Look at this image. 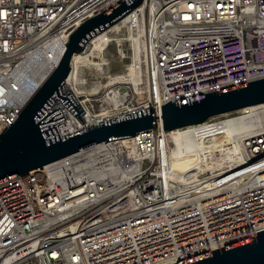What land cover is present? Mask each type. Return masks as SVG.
Returning a JSON list of instances; mask_svg holds the SVG:
<instances>
[{
    "label": "built area",
    "instance_id": "2783aa9c",
    "mask_svg": "<svg viewBox=\"0 0 264 264\" xmlns=\"http://www.w3.org/2000/svg\"><path fill=\"white\" fill-rule=\"evenodd\" d=\"M116 3L0 0V133L28 100L26 71L52 46L64 53L74 29ZM118 29L131 39L125 51L145 77L142 94L102 110L80 98L84 122L55 97L61 135L264 77V0H142L103 31ZM236 112L179 128L194 142L192 165L182 166L180 139L157 126L0 182V264H171L256 235L264 103ZM232 119L254 124L232 133Z\"/></svg>",
    "mask_w": 264,
    "mask_h": 264
},
{
    "label": "water",
    "instance_id": "95a60500",
    "mask_svg": "<svg viewBox=\"0 0 264 264\" xmlns=\"http://www.w3.org/2000/svg\"><path fill=\"white\" fill-rule=\"evenodd\" d=\"M109 9L87 18L74 29L66 49L48 78L28 98L23 110L0 133V182L25 175L31 170L59 160L97 143L159 126L173 131L188 125L236 112L264 103V77L217 89L180 100L150 106L117 115L61 135L58 123L65 120L60 98L84 122V108L71 88L62 85L72 71L76 53L85 49L87 41L98 31L121 19L142 0H117ZM252 237L171 263V264H264V229Z\"/></svg>",
    "mask_w": 264,
    "mask_h": 264
},
{
    "label": "bare ground",
    "instance_id": "6f19581e",
    "mask_svg": "<svg viewBox=\"0 0 264 264\" xmlns=\"http://www.w3.org/2000/svg\"><path fill=\"white\" fill-rule=\"evenodd\" d=\"M129 41H131V39L119 29L115 30V32L102 31L93 36L91 41L93 46L91 50L89 52L76 53L74 55L72 60V71L66 79L64 86H62V90L66 93L71 88L78 100L84 98V101H89L92 100L91 97L93 93L99 94L102 89L107 88L105 90L107 91L105 94L106 101L111 100L115 105H118L125 101L126 95H130L129 84L132 83L134 86L133 96L136 99L137 95L142 94L145 77L133 67L132 62L129 64L126 59L127 53L124 46L128 44ZM111 44L117 47V54L109 53L108 48ZM131 44L135 54L138 53L141 39L136 38ZM62 53V50L52 46L45 50L44 57L35 68H29V70L26 71L22 87V97L24 99L30 98L48 78L51 71L56 67L62 57ZM97 56H100V60H96ZM86 58H89L90 62L86 70H84L83 65ZM116 68H121V71L115 72ZM127 69L128 71H126ZM104 77H109L107 82L104 81ZM113 86L115 87L112 89L111 87ZM230 113L223 115H230ZM253 124V121L250 120L240 121L232 119L229 123V128L232 133L235 129L236 131L244 132ZM180 130L181 129L170 131V137L172 139H180L179 141L183 144L182 147H184L185 150L182 160L186 162L182 166L185 167L194 163L192 155L194 142L190 137L183 134L178 136V131ZM235 147H238L237 143H235Z\"/></svg>",
    "mask_w": 264,
    "mask_h": 264
},
{
    "label": "rangeland",
    "instance_id": "374dc122",
    "mask_svg": "<svg viewBox=\"0 0 264 264\" xmlns=\"http://www.w3.org/2000/svg\"><path fill=\"white\" fill-rule=\"evenodd\" d=\"M92 46H93V45L90 44L89 47L87 48L86 52H89V51L91 50ZM125 48H129V49H130V53H131V46L129 45V43H128V45L126 44V45L124 46V49H125ZM117 50H118V49H117V47H116L115 45H111V46H109V48H108L109 53H115V54H117ZM131 55H132V54H128V57L126 58L129 64L132 62ZM96 60H100V56H97V57H96ZM89 62H90V59H89V58H86L85 61H84V65H83L84 70H86L87 65L89 64ZM117 71H118V72L121 71V68H119V70H117ZM117 71H115V72H117ZM126 71H128V69H127ZM129 71H130V70H129ZM108 79H109V77H104V81L107 82ZM129 85H130V95H126V96H125V100H126V102H131V101H133L134 98H135V97L133 96L134 86H133L132 83H130ZM115 86H116V84H115ZM115 86H113V87H111V88L113 89ZM105 87H106V86H105ZM80 88H81V87H80ZM111 88H110V89H111ZM106 89H107V88H106ZM106 89H102L101 92H100L99 94H96V93H95V94H92V98H95V99H94L93 101H90L89 104H90V105L93 104L97 110H102V109H104V108H107V107L111 104L109 101H106V100L103 101V102L101 101V100H103V99H106V97H105V94H106V92H107V91H105ZM127 94H128V93H127ZM240 112H241V111H240ZM240 112L230 113V115H231V116H233V115H237V114H239Z\"/></svg>",
    "mask_w": 264,
    "mask_h": 264
}]
</instances>
